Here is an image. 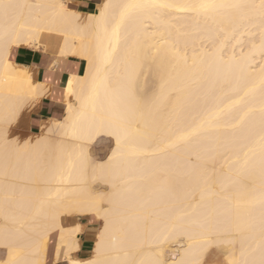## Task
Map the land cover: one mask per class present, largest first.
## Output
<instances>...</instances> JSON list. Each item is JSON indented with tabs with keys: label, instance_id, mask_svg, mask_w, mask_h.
<instances>
[{
	"label": "bare ground",
	"instance_id": "obj_1",
	"mask_svg": "<svg viewBox=\"0 0 264 264\" xmlns=\"http://www.w3.org/2000/svg\"><path fill=\"white\" fill-rule=\"evenodd\" d=\"M70 2L0 0V264H45L54 232L67 264H200L212 246L264 264V0ZM43 38L85 64L62 116L17 142L45 90L9 53ZM82 214L100 225L78 258L82 226L62 218Z\"/></svg>",
	"mask_w": 264,
	"mask_h": 264
},
{
	"label": "crops",
	"instance_id": "obj_2",
	"mask_svg": "<svg viewBox=\"0 0 264 264\" xmlns=\"http://www.w3.org/2000/svg\"><path fill=\"white\" fill-rule=\"evenodd\" d=\"M70 1V6L79 10L81 13L94 11L97 5V0ZM35 48H37V50ZM57 48L58 44L57 41L54 40V38L51 40L43 38L42 43H40L38 46H17L13 47L10 50V60L17 65L25 66L31 73V77L33 78L32 80L36 83H40L42 85V88L45 90L44 94L41 95L39 99L35 101L32 105H29L27 110L26 108L22 110L21 115L23 113L24 117L27 115L24 118V122L25 128L29 132H34L36 129H38L43 123V121H46L48 119H57L62 116L65 105L64 85L69 76L68 74H70L71 72L79 74L83 71L85 64L83 59L73 55H67L65 56V58H59ZM49 59L51 60L49 61ZM30 66L33 68H31ZM62 75H64L63 78ZM59 77L60 79H58ZM95 221L96 219L88 214L69 215L64 216L62 218V223L64 226H82L81 228H79L80 232L78 234V241L80 246L78 245L79 248L75 250L73 256L76 255L75 257L85 258L91 254V248L97 232ZM56 238L57 232H54L53 243L51 248L49 249V253H46L45 264H67L65 259L63 258L57 259L58 261L54 260Z\"/></svg>",
	"mask_w": 264,
	"mask_h": 264
},
{
	"label": "rangeland",
	"instance_id": "obj_3",
	"mask_svg": "<svg viewBox=\"0 0 264 264\" xmlns=\"http://www.w3.org/2000/svg\"><path fill=\"white\" fill-rule=\"evenodd\" d=\"M100 2V0H97V3ZM29 105H25V108H27ZM23 117V119H22ZM19 123H15L11 126H13V128H9V132L11 130V132L7 133V136L8 137H14L16 139L17 142H19L20 140L28 137V139H33L35 137V135L39 134L40 133V130L39 128L36 129L34 132H29L26 128H25V119H24V116H21L19 117ZM17 120V121H18ZM16 121V122H17ZM17 124V125H16ZM16 125V126H15ZM16 128V129H15ZM13 130V131H12ZM18 131V132H17ZM20 134V135H19ZM15 135V136H14ZM26 135V136H25ZM25 136V137H24ZM22 138V139H21ZM110 140V141H109ZM112 146V141H111V138H106L104 135H99L90 145V149L89 151H92L94 156H96V158H102V156L104 157V155L109 151V149L111 148ZM98 187H94V189H97ZM95 225L98 229L99 225H100V222L98 220L95 221ZM53 236H54V233L50 234L49 236V240H48V243H47V253H49V249L51 248L52 246V243H53ZM180 244V241H174V242H171L168 247L166 248V258H170V257H175L176 256V248L177 246ZM171 249V250H170ZM172 251V252H171ZM171 252V253H170ZM174 252V253H173ZM173 253V254H172ZM170 254V255H169ZM0 258L2 257V253L0 252ZM173 255V256H172ZM200 264H227L226 262V256L225 254L222 252V249L220 248H216L214 246L210 247L206 253V255L204 256V258L202 259L201 263Z\"/></svg>",
	"mask_w": 264,
	"mask_h": 264
},
{
	"label": "snow or ice",
	"instance_id": "obj_4",
	"mask_svg": "<svg viewBox=\"0 0 264 264\" xmlns=\"http://www.w3.org/2000/svg\"><path fill=\"white\" fill-rule=\"evenodd\" d=\"M61 7H62V5H61ZM105 7H107V5H106ZM125 7H126V8H137V7H141V5H134V4H132V5H127V6H125ZM187 7H194V8H198V9H200V10L207 11V10H210V9H214V8H216L217 5H215V4H211V3H201V4H199V5H195V6H187ZM94 264H95V262H94Z\"/></svg>",
	"mask_w": 264,
	"mask_h": 264
}]
</instances>
